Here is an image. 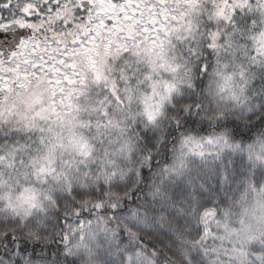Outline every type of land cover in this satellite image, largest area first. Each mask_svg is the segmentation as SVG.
I'll list each match as a JSON object with an SVG mask.
<instances>
[{
  "label": "trees",
  "instance_id": "16d2710c",
  "mask_svg": "<svg viewBox=\"0 0 264 264\" xmlns=\"http://www.w3.org/2000/svg\"><path fill=\"white\" fill-rule=\"evenodd\" d=\"M219 1L179 0L183 19L176 24L174 31L165 34L162 44L164 47L170 43L177 49L175 54L166 55L161 46L153 47L148 42L141 50L140 47L136 50L129 47L128 51L121 52L118 59L111 61L112 69L108 75L114 90L113 101L117 100L129 124L132 114L126 100L117 99L128 84L123 80H138L137 84H132L136 95L141 89L150 87L145 79L148 75L146 67L131 65L130 56L155 51L154 54L159 55L157 64L163 69L169 66L175 76L170 80V74L167 80L169 94L154 114L155 120L137 128L128 127L133 148L131 171L117 180L65 187L46 197H35L29 200L32 206L25 202L29 213H17L12 207L17 199L9 194L2 196L0 264H84L83 257L73 248L72 239L76 231L84 226L87 228L91 222H99L107 229L110 254L116 263L136 264L135 259L139 257L147 260L146 264L210 263L211 256L205 262L204 251L208 249L205 244H210L215 231L211 226L212 220L219 216L222 201L229 199L230 187L219 183L205 185V177L209 172H223L230 166L235 169L234 165L242 164L246 153L252 152L264 139V58L259 55V50L250 48V36L260 38L261 17L259 19L244 10V4H235L232 8L230 0H223L224 14L229 16L225 20L215 14L221 7ZM187 36L192 37L193 43L201 50L195 54L181 52ZM222 42L228 43V51L231 50V42L240 45L241 50L235 54V65L245 78L218 92L215 80L218 67L233 60L230 53L215 54L220 48L224 49ZM98 44H102L101 39ZM111 46L105 50L113 51ZM145 46L150 48L144 50ZM100 49L97 46L96 53L91 54L87 64L80 63V58L76 57L74 62L81 73L87 66L90 68L96 64ZM30 53L19 51V63L24 66ZM252 57L259 59L253 62ZM19 78L26 80L25 77ZM27 84L26 89L45 91L46 101L53 102L59 111L72 105L75 108L81 103L86 96L84 90L90 92L89 96L97 92L95 99L98 101L87 102L92 113L96 109L88 124L102 126L106 122L107 116L102 110L108 107L102 103V97L110 86L108 84L94 89L83 80L82 84L65 91H54L53 86L38 83L33 87H27ZM233 91L232 99L222 100L223 94ZM77 95L80 98H76ZM65 99H71L72 104L65 106ZM38 137L35 131L18 130L13 121L0 117V155L6 154L4 152L9 147L34 146ZM185 137H190L187 143ZM200 142H211L212 145L196 148ZM190 148L194 150L189 151ZM60 159L56 158L57 161ZM97 203L100 207L96 206ZM205 212L211 214L204 215ZM134 216L144 221L148 228L131 226L128 218ZM82 232H79V237L83 236Z\"/></svg>",
  "mask_w": 264,
  "mask_h": 264
},
{
  "label": "rangeland",
  "instance_id": "374dc122",
  "mask_svg": "<svg viewBox=\"0 0 264 264\" xmlns=\"http://www.w3.org/2000/svg\"><path fill=\"white\" fill-rule=\"evenodd\" d=\"M230 1V7L234 8L235 4L239 3L244 4V10L252 12L259 19L261 17L260 38L257 35L250 36L252 40L250 48L253 51L259 50V55L264 58V0ZM218 4L221 5L220 9L225 8V1L221 0ZM106 7L105 0H99L96 12L101 13ZM69 8L72 9L70 6ZM95 27L94 32L98 39L93 46L86 49H91L93 53H96L97 46L101 49L98 52L96 64L90 68L87 66L81 78L85 80L87 86L91 84L94 89L102 84L110 85L102 97V103L108 107L102 110V113L107 116L105 124L102 126L96 123L91 126L88 124L90 116H95L93 113L96 109L92 113L87 108V102L94 100L98 95L97 92L89 96L90 92L84 90V94L89 97L85 96L75 108L72 105L70 108L59 111L53 102L46 101L45 91L40 88L26 89L27 81L19 78V76L25 77L24 66L19 65V69H14L12 73V78L18 79L24 86L12 93H0V112H2L0 117L13 121L18 130L35 131L39 135L34 146L30 144L18 149L14 146L9 147L4 152L6 154L0 155V198L7 194L15 197L17 200L12 207L17 213H29L30 209L25 202L32 206L29 200H34L40 195L46 197L47 194L62 191L65 187L88 186L98 181L117 180L127 176L133 165L130 155L133 148L128 136V127L137 128L148 122L147 114H155L169 94L166 90L169 87L167 80L171 77L170 74H172L170 80L175 76L171 73L169 66L163 69L157 64L159 55H155V51L151 53L145 51L139 53L140 55L130 56L131 65L146 67L148 75H145V79L150 83V87L147 86L146 90L141 89L136 95L132 84H137L138 80L134 78L130 81L123 80L128 84L121 92L122 96L118 97L120 100H126V106L132 114L129 124L119 109L117 100L113 101L114 90L108 75L112 69L111 61L118 59L122 52L114 47V45L118 46L119 42L113 33L106 34L102 29L99 30L97 23ZM173 28H176V24ZM100 39L102 44L97 45ZM64 40L69 39L65 37ZM236 42H231L230 51H228V43L224 44V42H222L224 49L215 51V54L230 53L233 58L218 67L215 79L218 92L227 85H234L237 80L245 78L235 65V54L241 50ZM149 44L152 45V42L149 41ZM110 45L113 51H106L105 48L108 49ZM149 46H145L144 50H148ZM161 47L164 49L162 52L167 53L166 55L175 54L177 51L170 43L168 46L165 45V48L163 45ZM199 50L201 47L193 43L192 37L187 36L186 45L181 52L195 54ZM79 54H82L84 58L89 56L86 51ZM23 58H26L25 55ZM258 59L253 58L252 61L256 62ZM175 65L176 58H174L173 67ZM226 68L229 69L226 70ZM97 76L100 77L99 80ZM129 76L130 74L128 78ZM34 85L36 82H29L27 87ZM234 93L235 91L223 94L222 100L232 99L230 95ZM70 100L65 99L63 104L65 106L72 104ZM48 116H50L49 119ZM209 144L212 145L211 142H200L195 147H202V145L207 147ZM30 147L35 148L29 149ZM57 157L61 159L57 161ZM10 159L15 160L10 161ZM234 166L235 169L230 166L219 173L209 172L205 177V185L219 183L230 187L227 193L229 199L222 201L219 216L212 220L211 226L215 231L211 236L210 244H205L208 247L207 251H204L205 262L207 257L211 256L209 264H264V139L260 140L257 148L252 152L246 153V159L242 164ZM128 222L136 229L148 228L138 216L128 218ZM86 226L87 228L84 226L76 231L72 239L73 248H76L83 257L84 264H119L110 254L111 245L107 229L99 222H91ZM82 230L83 236L79 237L78 234ZM74 231L75 227L72 228L73 234ZM135 261H137L136 264H146L147 260L139 257Z\"/></svg>",
  "mask_w": 264,
  "mask_h": 264
},
{
  "label": "snow or ice",
  "instance_id": "6c2138e0",
  "mask_svg": "<svg viewBox=\"0 0 264 264\" xmlns=\"http://www.w3.org/2000/svg\"><path fill=\"white\" fill-rule=\"evenodd\" d=\"M105 3L106 9L97 13L99 0H0V8L9 9L7 15L0 13V39L14 41L9 45L11 50L0 55V93H12L24 86L12 78L13 70L19 69L17 57L22 47L31 48L29 59L24 62L27 81L53 86L54 91L82 84V73L74 61L80 50L93 46L98 39L95 32L84 34L77 27L89 17L95 16V23L106 34L114 33L119 42L114 47L124 52L129 47L133 50L143 47L149 41L153 47L161 46L165 34L174 31L173 25L183 19L179 0H105ZM69 6L71 17L60 16L62 9ZM215 14L229 19L223 9H217ZM12 28L15 32L5 31ZM60 32L71 35L72 39H58ZM146 118L149 122L155 120L153 113H148ZM189 139L185 137V143Z\"/></svg>",
  "mask_w": 264,
  "mask_h": 264
},
{
  "label": "flooded vegetation",
  "instance_id": "af4514ba",
  "mask_svg": "<svg viewBox=\"0 0 264 264\" xmlns=\"http://www.w3.org/2000/svg\"><path fill=\"white\" fill-rule=\"evenodd\" d=\"M9 12V9H2L0 8V13H3L5 15H7ZM71 14H72V9H70L69 7H64L62 9V11L59 13L60 16H67V18H70L71 17ZM55 16V14H54ZM95 16L93 17H89L88 21L86 22H82L81 24H79L77 27L79 28L80 32L81 33H84L86 34L87 32H94V28L96 29L95 27ZM99 27V26H98ZM130 28V26H129ZM99 30L101 29L100 27L98 28ZM6 32H15V29L12 28V29H6L5 30ZM70 37H67L63 32H60L57 36L58 39H61V40H64L65 37L66 39H72V36L69 35ZM14 41L9 39L7 40V42L5 41V39H0V55H3L4 53L6 52H9L11 49L9 48V45L12 44ZM142 48L140 47L139 50H141ZM19 51H25V52H30L31 51V48H28V47H22ZM87 52V54L89 55L88 57L84 58L83 55L81 54L82 56V59H83V62L86 63L87 60L91 59V54L93 53L91 51V49H82L80 50V52ZM79 54V53H78ZM81 56L79 54V58H80V62H81ZM20 66H23L22 63H19Z\"/></svg>",
  "mask_w": 264,
  "mask_h": 264
}]
</instances>
